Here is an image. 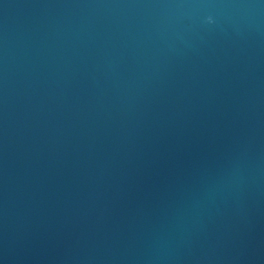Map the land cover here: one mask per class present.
Masks as SVG:
<instances>
[{
	"label": "water",
	"instance_id": "obj_1",
	"mask_svg": "<svg viewBox=\"0 0 264 264\" xmlns=\"http://www.w3.org/2000/svg\"><path fill=\"white\" fill-rule=\"evenodd\" d=\"M0 240H264V0H0ZM0 264H264V241H0Z\"/></svg>",
	"mask_w": 264,
	"mask_h": 264
}]
</instances>
